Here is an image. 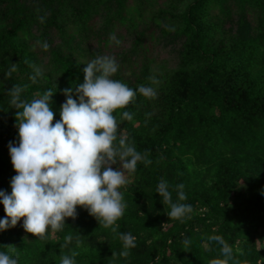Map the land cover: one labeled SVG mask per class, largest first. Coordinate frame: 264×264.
<instances>
[{
	"label": "trees",
	"instance_id": "trees-1",
	"mask_svg": "<svg viewBox=\"0 0 264 264\" xmlns=\"http://www.w3.org/2000/svg\"><path fill=\"white\" fill-rule=\"evenodd\" d=\"M165 50L173 66H157ZM97 55L116 58L113 79L156 90L114 113L118 135L151 163L127 176L116 232L78 207L75 220L44 239L21 220L0 232V251L15 246L19 264H60L72 251L76 264H209L223 257L208 237L221 235L239 264H264V0H0V190L10 193L16 174L9 90L23 86L30 101L50 89L55 123L64 90L84 82ZM161 179L173 201L184 185L189 217H168L171 205L155 193ZM121 232L136 237L127 261L112 256L122 250Z\"/></svg>",
	"mask_w": 264,
	"mask_h": 264
},
{
	"label": "clouds",
	"instance_id": "clouds-1",
	"mask_svg": "<svg viewBox=\"0 0 264 264\" xmlns=\"http://www.w3.org/2000/svg\"><path fill=\"white\" fill-rule=\"evenodd\" d=\"M44 20L40 17L41 23ZM42 46L45 50L49 47L47 42ZM118 70L117 60L111 55H97L88 62L83 69L84 82L75 89L64 90L67 99L55 123L54 93L50 89L30 101L21 98L23 86L13 85L9 90V105L17 110L18 140L8 144L16 174L10 180L11 192L0 190V204L5 212L0 218V232L22 220L27 233L44 239L49 232L61 231L67 218L75 220L78 207L86 209L99 226L117 231L116 222L127 207L121 191L128 183L126 177L136 173L138 162L147 166L151 160L137 151L127 137L118 135L119 124L114 113L126 108L137 93L148 98L156 95L151 86L134 89L113 79ZM40 75L36 69V75L30 79L35 82ZM73 92L78 99L73 98ZM122 117L132 119L128 111ZM113 165L117 167L113 169ZM176 189L173 201L169 183L161 179L155 193L171 205L167 213L170 219L183 220L193 213V206L182 203L187 200L184 185L179 184ZM119 239L122 250L113 252L112 256L127 261L131 249L136 247V237L131 232H121ZM72 240L71 235L66 236L62 247ZM208 240L220 246L223 257L209 264H239L223 236L210 235ZM7 247L8 252L0 251V264H19L18 257L12 254L16 247ZM78 255L76 251L63 255L60 264H76Z\"/></svg>",
	"mask_w": 264,
	"mask_h": 264
},
{
	"label": "rangeland",
	"instance_id": "rangeland-1",
	"mask_svg": "<svg viewBox=\"0 0 264 264\" xmlns=\"http://www.w3.org/2000/svg\"><path fill=\"white\" fill-rule=\"evenodd\" d=\"M172 55L167 51V50H165V51H162L161 52V54H160V56H159V58H158V62L156 63L157 64V66H158V63H162V62H164V61H166L167 63H168V66H173V64H174V59H172ZM0 129H2V130H5L6 129V122H1L0 123ZM126 179L128 180V181H130L131 180V178L130 177H126ZM241 188H243L242 186H241ZM243 191H244V189H242ZM54 235V233H52V236ZM264 242V241H263Z\"/></svg>",
	"mask_w": 264,
	"mask_h": 264
}]
</instances>
